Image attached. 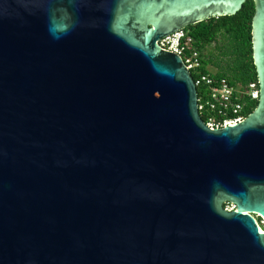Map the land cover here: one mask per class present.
Masks as SVG:
<instances>
[{
    "label": "water",
    "instance_id": "obj_1",
    "mask_svg": "<svg viewBox=\"0 0 264 264\" xmlns=\"http://www.w3.org/2000/svg\"><path fill=\"white\" fill-rule=\"evenodd\" d=\"M245 1L0 0V264H264V0L237 124L159 45Z\"/></svg>",
    "mask_w": 264,
    "mask_h": 264
},
{
    "label": "built area",
    "instance_id": "obj_2",
    "mask_svg": "<svg viewBox=\"0 0 264 264\" xmlns=\"http://www.w3.org/2000/svg\"><path fill=\"white\" fill-rule=\"evenodd\" d=\"M159 45L168 51L181 56L187 69L193 76L198 95V109L209 127L219 128L241 122L246 116V107L252 100H258L259 86L257 82L242 84L232 82L225 76L202 70V54L194 40L185 29L171 33L159 40ZM227 210L234 206L226 203Z\"/></svg>",
    "mask_w": 264,
    "mask_h": 264
},
{
    "label": "trees",
    "instance_id": "obj_3",
    "mask_svg": "<svg viewBox=\"0 0 264 264\" xmlns=\"http://www.w3.org/2000/svg\"><path fill=\"white\" fill-rule=\"evenodd\" d=\"M255 13L254 0H246L242 8L234 15L210 18L186 28L194 40V46L202 54L204 72H209L207 66L214 63L217 67L216 76H225L232 82L249 84L257 82L256 69L252 51V19ZM221 39L218 54L209 56L205 48ZM195 77V74H193ZM201 96V89H198ZM258 105V100H252L246 107L250 114ZM203 120L205 119L202 116Z\"/></svg>",
    "mask_w": 264,
    "mask_h": 264
},
{
    "label": "rangeland",
    "instance_id": "obj_4",
    "mask_svg": "<svg viewBox=\"0 0 264 264\" xmlns=\"http://www.w3.org/2000/svg\"><path fill=\"white\" fill-rule=\"evenodd\" d=\"M221 45V39L219 38L218 41L208 45L206 48H205V53L209 56L213 55L215 59V56L218 54V47ZM208 71L210 73H215L217 72V67L214 65V63H210L208 66Z\"/></svg>",
    "mask_w": 264,
    "mask_h": 264
},
{
    "label": "flooded vegetation",
    "instance_id": "obj_5",
    "mask_svg": "<svg viewBox=\"0 0 264 264\" xmlns=\"http://www.w3.org/2000/svg\"><path fill=\"white\" fill-rule=\"evenodd\" d=\"M258 224L261 226V227H264V221L262 220V218L259 216V214L257 215H254Z\"/></svg>",
    "mask_w": 264,
    "mask_h": 264
}]
</instances>
